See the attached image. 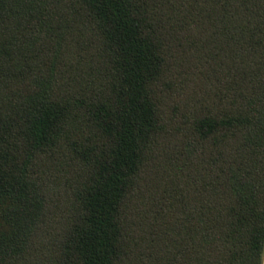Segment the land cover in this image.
<instances>
[{"label": "trees", "instance_id": "1", "mask_svg": "<svg viewBox=\"0 0 264 264\" xmlns=\"http://www.w3.org/2000/svg\"><path fill=\"white\" fill-rule=\"evenodd\" d=\"M0 264H264V0H0Z\"/></svg>", "mask_w": 264, "mask_h": 264}]
</instances>
